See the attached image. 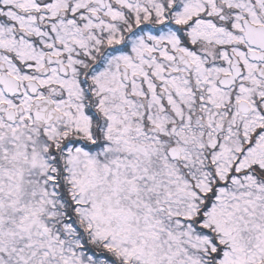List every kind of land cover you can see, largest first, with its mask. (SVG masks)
I'll return each mask as SVG.
<instances>
[{
	"label": "snow or ice",
	"instance_id": "1",
	"mask_svg": "<svg viewBox=\"0 0 264 264\" xmlns=\"http://www.w3.org/2000/svg\"><path fill=\"white\" fill-rule=\"evenodd\" d=\"M0 264H264V0H0Z\"/></svg>",
	"mask_w": 264,
	"mask_h": 264
}]
</instances>
